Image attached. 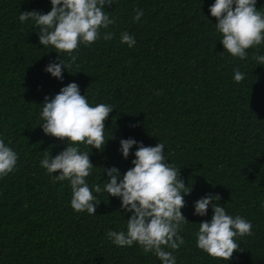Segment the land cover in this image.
Returning <instances> with one entry per match:
<instances>
[{"label": "trees", "instance_id": "1", "mask_svg": "<svg viewBox=\"0 0 264 264\" xmlns=\"http://www.w3.org/2000/svg\"><path fill=\"white\" fill-rule=\"evenodd\" d=\"M0 264H264V0H0Z\"/></svg>", "mask_w": 264, "mask_h": 264}]
</instances>
